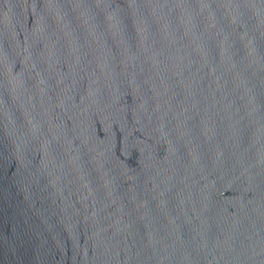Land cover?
<instances>
[{"label": "water", "instance_id": "1", "mask_svg": "<svg viewBox=\"0 0 264 264\" xmlns=\"http://www.w3.org/2000/svg\"><path fill=\"white\" fill-rule=\"evenodd\" d=\"M0 264H264V0H0Z\"/></svg>", "mask_w": 264, "mask_h": 264}]
</instances>
